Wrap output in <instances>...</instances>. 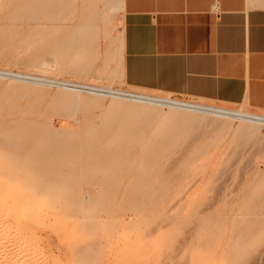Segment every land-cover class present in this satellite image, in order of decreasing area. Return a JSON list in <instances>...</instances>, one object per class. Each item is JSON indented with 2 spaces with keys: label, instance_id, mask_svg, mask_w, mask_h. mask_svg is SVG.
Returning <instances> with one entry per match:
<instances>
[{
  "label": "rangeland",
  "instance_id": "obj_1",
  "mask_svg": "<svg viewBox=\"0 0 264 264\" xmlns=\"http://www.w3.org/2000/svg\"><path fill=\"white\" fill-rule=\"evenodd\" d=\"M32 1L0 0V25L10 22L19 36L55 29L44 44L0 35V127L34 126L71 145L68 155L49 153L22 168L19 154L0 144V182L36 201L27 210L32 221H20L33 240V264H264V124L250 135L235 129L237 119L212 130L213 117L203 125L182 115L132 117L109 105L110 95L92 101L80 90L85 97L74 106L73 96L57 92L71 84L264 109L127 85L115 72L119 22L109 0ZM42 60L53 68L39 69ZM41 146L24 151L38 156Z\"/></svg>",
  "mask_w": 264,
  "mask_h": 264
},
{
  "label": "crops",
  "instance_id": "obj_2",
  "mask_svg": "<svg viewBox=\"0 0 264 264\" xmlns=\"http://www.w3.org/2000/svg\"><path fill=\"white\" fill-rule=\"evenodd\" d=\"M109 3L124 83L264 109V0Z\"/></svg>",
  "mask_w": 264,
  "mask_h": 264
},
{
  "label": "bare ground",
  "instance_id": "obj_3",
  "mask_svg": "<svg viewBox=\"0 0 264 264\" xmlns=\"http://www.w3.org/2000/svg\"><path fill=\"white\" fill-rule=\"evenodd\" d=\"M44 1L45 0H43V2ZM56 2H57V0H56ZM29 4H31V3L29 2ZM25 7H27V6H25ZM31 8H32V6H31ZM112 8L113 9H110L109 11H111V10L117 11L118 10L117 7L116 8L112 7ZM119 8H120V5H119ZM31 11H32V9H31ZM35 11L37 12V10H35ZM33 14L31 15L29 13V18L31 17L33 19L34 18V17H32V16H34ZM24 15H25V12H24ZM61 15H62V13L60 14V16ZM6 16H7V14H6ZM42 16H44V15H42ZM42 16L39 15V18ZM13 17L15 18L14 11H13ZM13 17L10 16L9 17L10 20H12ZM45 17H46V15H45ZM58 17L59 16H57V18ZM4 18H6V17H4ZM50 18H52V17H50ZM50 18H49V20H50ZM24 20H26V18ZM34 20H37V19L34 18ZM14 21H16V20H14ZM40 22H42V21L40 20ZM38 26H40V24ZM33 28L34 27H32V29ZM54 31H55V29L48 27V25H46V26L42 25L36 29L30 30L26 34L23 32L24 34L19 36L18 27L13 26L10 22L7 23V25H5V24L0 25V35L7 36V37L11 38L9 40H12L13 43H17V42L21 41V43L23 44L29 39L32 41L37 40V42L44 44V43L51 41L52 34ZM25 32H26V30H25ZM77 33H78V31H77ZM7 37H6V39H7ZM70 42H68V44ZM62 43L63 42H61V44ZM68 44H65V45L68 46ZM66 49H67V47L64 50H66ZM60 50H62V49H60ZM53 56H54V54H53ZM25 57H26V55H25ZM8 59H10V58H8ZM54 61L55 60L53 59V62ZM50 63L47 60H42V61H40V65L38 66V68L39 69L40 68H42V69L43 68H50L51 69L53 67L50 65ZM70 65H69V67H71ZM9 80H10V78H9ZM11 80H13V82H14L15 79L11 78ZM39 81H41V80H39ZM13 82L11 84H13ZM24 82H25V80H24ZM11 84H10V86H11ZM21 84H23V82ZM29 84H31V83H29ZM64 85H65V87H64ZM23 86L26 87L28 85L25 84ZM33 86H34V84H33ZM33 86H32V88H29L30 91H36L38 89L36 85H35L36 87L35 86L33 87ZM38 87H39V85H38ZM81 88L82 87H79L76 85L61 84V87L59 89L60 91L57 93L62 94L61 95L62 97H60L58 94V96L62 99H63V96L65 94H67V96H69V95L73 96L76 100L73 97H71V99H73V101L71 100V102L74 103V102H77L78 97L82 96L80 90H83V89H81ZM84 90L87 91L85 93H88V95H89V96L87 95L86 97L92 101L100 100L99 97H103V95H104V94L96 92V90L85 89V88H84ZM126 93H127V95L126 94L125 95L119 94V93H108V95H110L109 105H115V106L122 108V110L124 112H129V114L132 117L138 116L139 118L140 117L146 118V117H150L154 114L158 115L159 113H162V115L167 117V118H176L177 116L182 115L184 118H192V119L195 118L196 119L195 120L196 125H203V124H205V122L207 123L208 120H206V119H211L213 117L211 122H210V120L208 121L210 123L209 126L212 130H219V129H223V128L225 130L229 129V124L231 123L230 120L233 121L232 119H237L239 123L235 129L239 130L240 132L243 131V133L248 132V134L245 133L247 135H250V132L252 134V130L256 129L259 124H264V114L256 113V112H252V111H242L241 108L231 109V108L222 107V106L210 105V104L200 102V101L182 100V99H176V98H171V97L169 98V97H163V96L161 97V96L152 95V94H148V93H138V92H131V91H127ZM82 97H85V96H82ZM104 97H105V95H104ZM161 105L166 106L167 110L164 111L160 107ZM74 106H75V103H74ZM0 115H2V114H0ZM125 115H127V114H125ZM209 115H210V118H206L207 116L209 117ZM182 120H181V122H182ZM11 121H13V120H11ZM50 122H52V121H50ZM191 122H193V121H191ZM56 130H57V128H56ZM61 131H62V129H61ZM63 131H66V130H63ZM57 133L62 134L63 132H57ZM44 134L45 133L42 129L34 128V126H33V129L21 128L18 123L12 122L11 124H7V125H4L3 127H0V144H2L4 146V148L7 152H16L19 154V157L17 160L19 162L18 166H20L22 168H25L26 165H28L30 163H36V162H34L35 157L39 159V157L43 158L45 156L42 159V160H44L46 158V155L49 153L52 154V153H64V152H66L64 155H68L71 152V145L69 143L59 142L57 139H58V136L60 137V135H57L56 132L55 133H47L46 135H44ZM100 134H101V132H100ZM26 135H28V136H26ZM56 135H57V139L55 138ZM23 137H27V139H23ZM98 143H100V142H98ZM37 144L38 145L40 144V146L43 144V148H40L38 150V152L40 151L39 154H37L38 156H36V155L30 156L27 153H25L24 150L26 149V147L33 146V145L37 146ZM145 146L143 147L142 150L148 149ZM141 154H142V152H141ZM49 155L47 156V159H51V158H48ZM59 157H62V156H59ZM88 157H90V156H87V158ZM148 158L150 159V157H147V159ZM47 161H49V160H46L45 163ZM144 162H145V160H144ZM23 163H25V164H23ZM1 182H0V264H33V260H34L33 251H35V250H33L35 248L34 247L32 248V245H31V244H33L31 242L33 240H31V237L29 235V228L25 224H22L23 222L20 223V221L22 220V218L27 219V221L31 220L32 213L31 212L27 213V210H29L32 207L31 203H34L33 201H35L34 200L35 198L33 197L34 199H32V198L29 199V196H26L28 199L26 197H24L25 199L22 198V200H21L20 198H17L15 196L16 192L17 193L19 192V190L17 188H16L17 191L15 192L13 189H11L12 188L11 184L1 183ZM21 194L19 193L18 196Z\"/></svg>",
  "mask_w": 264,
  "mask_h": 264
},
{
  "label": "built area",
  "instance_id": "obj_4",
  "mask_svg": "<svg viewBox=\"0 0 264 264\" xmlns=\"http://www.w3.org/2000/svg\"><path fill=\"white\" fill-rule=\"evenodd\" d=\"M71 85V84H70ZM81 89H83L84 90V88H81ZM85 89H87V88H85ZM88 89H92V90H96V92H98V93H101V94H104V95H108V89H104V88H90V87H88Z\"/></svg>",
  "mask_w": 264,
  "mask_h": 264
}]
</instances>
